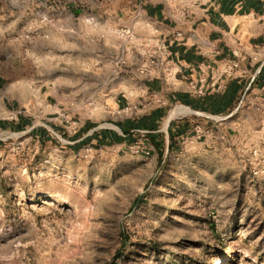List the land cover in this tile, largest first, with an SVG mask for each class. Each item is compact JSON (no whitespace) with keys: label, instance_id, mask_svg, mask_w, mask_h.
<instances>
[{"label":"rangeland","instance_id":"374dc122","mask_svg":"<svg viewBox=\"0 0 264 264\" xmlns=\"http://www.w3.org/2000/svg\"><path fill=\"white\" fill-rule=\"evenodd\" d=\"M133 4L0 0V110L3 96L14 97V111L31 120L20 132L0 129V264H264L256 95L199 120L173 151L148 130L134 131L127 147L80 153L51 128L40 135L47 96L52 123L59 101L69 120L100 126L147 113L107 108L155 56L157 40Z\"/></svg>","mask_w":264,"mask_h":264},{"label":"crops","instance_id":"0c3cea01","mask_svg":"<svg viewBox=\"0 0 264 264\" xmlns=\"http://www.w3.org/2000/svg\"><path fill=\"white\" fill-rule=\"evenodd\" d=\"M133 6L135 16L148 25L153 38L168 47L170 63L163 66L142 61L141 71H145L139 82L120 84L123 89L113 107L107 108L119 114L133 110L147 113L137 119L123 118L112 127L96 125L94 120L73 125L62 113L65 108L59 101L54 111L58 117L52 123V102L47 96L42 104L40 135L49 138L51 128L63 147L80 153L127 147L133 135H125L121 127L127 128L128 122L152 123L158 125L155 133L162 135L168 150L172 144L173 151L198 132L199 120L230 112L246 93L264 102V0H134ZM231 61L240 69L228 77L223 68ZM2 98L6 110L0 114L6 118H1L0 129H29L31 120L14 111L15 98ZM172 108L182 112L164 122L165 112ZM164 124L165 135L161 129ZM134 131L142 130L131 133Z\"/></svg>","mask_w":264,"mask_h":264},{"label":"built area","instance_id":"2783aa9c","mask_svg":"<svg viewBox=\"0 0 264 264\" xmlns=\"http://www.w3.org/2000/svg\"><path fill=\"white\" fill-rule=\"evenodd\" d=\"M177 37H181V34H177ZM153 48L155 49V56H151L152 60L149 61L150 64H161L163 66L168 65L170 63V53L166 44L164 42H161L160 40H157V44ZM157 54L158 56H156ZM239 69L240 65L235 61H231L224 66L223 74L228 77H233ZM144 71L145 70H142L141 73H144ZM72 124L76 125L77 122L72 121Z\"/></svg>","mask_w":264,"mask_h":264},{"label":"trees","instance_id":"16d2710c","mask_svg":"<svg viewBox=\"0 0 264 264\" xmlns=\"http://www.w3.org/2000/svg\"><path fill=\"white\" fill-rule=\"evenodd\" d=\"M121 129L123 130L125 135H128V137L133 135L131 133L132 130H148V131H150L148 137L155 143V145L160 149H162V147L164 146V143L160 142L161 141L160 140L161 134L155 133V131L158 130V125H156V124L138 123V124L134 125L133 123L128 122L127 128L121 127ZM170 137L172 139L171 133H170ZM129 142L131 143L132 139H130ZM169 149H170L169 151H172V144H170Z\"/></svg>","mask_w":264,"mask_h":264},{"label":"bare ground","instance_id":"6f19581e","mask_svg":"<svg viewBox=\"0 0 264 264\" xmlns=\"http://www.w3.org/2000/svg\"><path fill=\"white\" fill-rule=\"evenodd\" d=\"M184 111V110H183ZM180 112L178 110L174 111L171 115H170V119L176 115H178ZM169 119V120H170Z\"/></svg>","mask_w":264,"mask_h":264}]
</instances>
